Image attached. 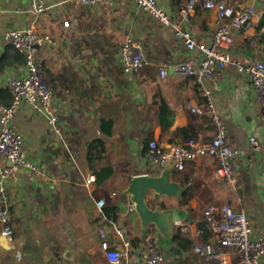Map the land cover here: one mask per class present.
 <instances>
[{
    "label": "crops",
    "instance_id": "1",
    "mask_svg": "<svg viewBox=\"0 0 264 264\" xmlns=\"http://www.w3.org/2000/svg\"><path fill=\"white\" fill-rule=\"evenodd\" d=\"M183 1L158 3L177 20ZM228 1L258 7L250 26L232 30L233 55L242 61H264L254 41L264 5L257 0ZM216 19L215 11L199 5L190 27L199 38L208 39L217 29ZM24 27L51 37L39 46L38 58L54 90L59 122L50 125L45 115L27 104L14 116L13 125L45 175L22 169L16 179L0 177L8 190L14 228L11 239L0 234V264H111L100 246V225L127 229L131 255L120 264H145L154 246L168 255L170 248L161 246L157 227L144 226L128 188L137 175L161 174L146 159L150 140L157 139L163 147L190 135L209 141L216 132L210 107L225 126L231 146L249 149V137L255 136L261 149L235 160L234 184L217 174L212 157L189 160L185 170L174 171V180L181 184L180 196H164L159 206L154 205L181 209L185 222L181 226L172 220L173 244L180 252L171 253L169 260L218 264L194 251L205 241L199 223L210 202H228L244 210L253 231H264V105L256 100L247 75L230 67L218 78L208 79L210 106L195 77L160 76L162 63L183 61L191 53L170 26L139 10L133 0L93 6L49 0L43 11L37 10L36 0H0V64L4 65L0 89H10L9 79L26 71L24 53L5 41L3 31ZM127 36L140 40L146 52V63L135 74L126 73L121 61ZM89 175L95 180L89 182ZM148 192L147 202L152 204L153 192ZM101 197L107 200L106 219L96 204ZM176 234L188 237L191 247L185 249L174 241Z\"/></svg>",
    "mask_w": 264,
    "mask_h": 264
},
{
    "label": "built area",
    "instance_id": "2",
    "mask_svg": "<svg viewBox=\"0 0 264 264\" xmlns=\"http://www.w3.org/2000/svg\"><path fill=\"white\" fill-rule=\"evenodd\" d=\"M71 3L93 6L97 4L113 5L120 0H69ZM137 8L170 26L175 36L186 45L191 56L177 63H162L158 70L162 78L168 74L189 75L195 77L203 86L204 95L210 106L213 105L211 90L205 84L208 79H216L221 72L234 68L247 75L256 100L264 105V61H242L232 53L234 36L232 30L248 27L252 24L258 7L255 3L235 5L228 0H184L180 8V18L171 19L167 11L160 7L158 0H133ZM49 0H36L38 11L48 7ZM264 5V0H257ZM213 10L216 13L217 29L208 39L199 38L190 27L191 15L196 7ZM6 42L14 45L25 55L23 74L8 81L13 99L9 105L0 102V177L16 179L20 170H29L35 176L43 177V167L30 156L24 136L13 125L17 110L24 104L35 112L45 115L50 125L59 122L58 112L54 108V90L45 80L44 71L39 63V46L51 41L50 35L39 34L32 27L10 28L3 31ZM254 42V41H252ZM121 61L126 73H138L146 63V52L143 43L132 36H127L121 46ZM216 125L215 135L207 142L189 137L177 144L163 147L157 139L148 143L146 159L159 170L172 165L176 171H183L189 160L200 157H212L216 161V171L226 183H236L234 164L240 157L252 155L261 149L260 141L249 137V149L233 147L228 142L227 131L218 115L212 111ZM89 182L94 175L87 177ZM105 197L97 199V208L104 219ZM213 240L201 242L194 251L207 260L218 264H264V231L255 233L244 210L235 209L230 203L210 202L204 209ZM9 194L0 183V234L11 239L14 228L10 222ZM176 225H185L182 218L174 220ZM100 246L106 259L111 264H120L122 259L131 255V239L123 225L103 226L98 228ZM21 258L22 253L16 252ZM145 264H174L158 249L151 248V255Z\"/></svg>",
    "mask_w": 264,
    "mask_h": 264
},
{
    "label": "water",
    "instance_id": "3",
    "mask_svg": "<svg viewBox=\"0 0 264 264\" xmlns=\"http://www.w3.org/2000/svg\"><path fill=\"white\" fill-rule=\"evenodd\" d=\"M175 169L172 165L166 166L161 170V174L156 176L152 174L137 175L133 178L128 192L135 209L140 215L144 226L149 223L154 224L158 231V238L161 246H168L169 254L166 258L171 257V253H179L180 249L173 244V225L172 220L178 219L181 215V209L178 208H152L148 202V191H152V197H172L180 196V183L173 178ZM180 184V185H179ZM150 197V196H149Z\"/></svg>",
    "mask_w": 264,
    "mask_h": 264
},
{
    "label": "trees",
    "instance_id": "4",
    "mask_svg": "<svg viewBox=\"0 0 264 264\" xmlns=\"http://www.w3.org/2000/svg\"><path fill=\"white\" fill-rule=\"evenodd\" d=\"M263 26H264V12H263L262 18L260 19V21L258 22V24H256V26H255L257 32L254 35V41L256 42L259 51L261 52V54L264 57V31H262V27ZM3 67H4V65L3 64H0V71H2ZM44 78H45V76H44ZM1 94H3L2 97H1ZM12 99H13V96H12V93L10 92V89H8V88H6V89H0V102H2L3 104L8 105L7 103L10 104L12 102ZM263 112H264V106H263ZM189 137H194V136L190 135L187 138H189ZM146 150H147V148H146ZM162 205H164V203H161V206ZM112 210L115 211L116 210V207H112ZM199 225H200V228L205 231V234L203 236V238L205 239V241H203V242H206L207 241V238H209V236L212 235V232L209 229V225H208L207 221L205 220V217H204V219L202 221H200ZM174 241H176L178 244H180L185 249H189L191 247V245H192V241L188 237L181 236L180 234H178V235L176 234L174 236Z\"/></svg>",
    "mask_w": 264,
    "mask_h": 264
},
{
    "label": "rangeland",
    "instance_id": "5",
    "mask_svg": "<svg viewBox=\"0 0 264 264\" xmlns=\"http://www.w3.org/2000/svg\"><path fill=\"white\" fill-rule=\"evenodd\" d=\"M151 198V196L149 197V199ZM152 200H154L155 202H152V204H151V202H150V200L148 201V203H149V205L151 206V207H155V206H159V203L163 200V198L162 197H158V198H152ZM155 205V206H154Z\"/></svg>",
    "mask_w": 264,
    "mask_h": 264
}]
</instances>
